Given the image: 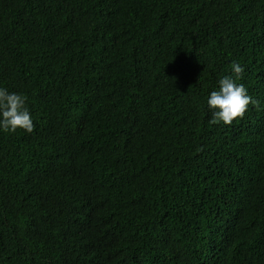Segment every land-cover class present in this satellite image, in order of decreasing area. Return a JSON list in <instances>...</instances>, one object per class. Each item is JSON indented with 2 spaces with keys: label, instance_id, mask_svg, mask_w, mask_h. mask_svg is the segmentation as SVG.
<instances>
[{
  "label": "trees",
  "instance_id": "16d2710c",
  "mask_svg": "<svg viewBox=\"0 0 264 264\" xmlns=\"http://www.w3.org/2000/svg\"><path fill=\"white\" fill-rule=\"evenodd\" d=\"M0 86V264H264V0H0Z\"/></svg>",
  "mask_w": 264,
  "mask_h": 264
},
{
  "label": "clouds",
  "instance_id": "9594fccd",
  "mask_svg": "<svg viewBox=\"0 0 264 264\" xmlns=\"http://www.w3.org/2000/svg\"><path fill=\"white\" fill-rule=\"evenodd\" d=\"M230 71L231 75L221 76L217 87L207 95L210 123L228 125L235 118L243 116L250 104L255 106L258 103L242 83L236 82L244 71L241 64L232 62ZM33 127L32 114L26 106L25 97L0 86V131L12 133L21 129L30 133Z\"/></svg>",
  "mask_w": 264,
  "mask_h": 264
}]
</instances>
